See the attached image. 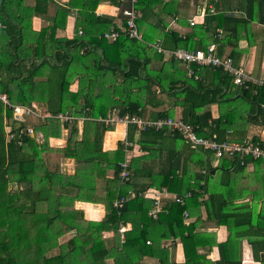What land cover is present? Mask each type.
Segmentation results:
<instances>
[{
  "label": "trees",
  "instance_id": "trees-1",
  "mask_svg": "<svg viewBox=\"0 0 264 264\" xmlns=\"http://www.w3.org/2000/svg\"><path fill=\"white\" fill-rule=\"evenodd\" d=\"M36 1L37 6L28 7L24 0H0V92L11 104L38 102L53 116L69 112L85 119L81 139L77 140L79 120L62 124L54 119L34 118L28 125L35 133H41L42 139L37 142L25 131V124L15 120L12 110L0 102V264H106L108 259L114 264H145L144 257L156 260L155 264H241L242 239L251 246L254 261L264 264V211L257 213L256 206L248 210L247 202H237L247 195L254 201L262 200L264 191L244 190L235 184L236 170L243 172L247 165L258 166L262 162L246 159L240 165L234 159L222 158L214 165L208 153L204 160L202 152L190 150L181 133L172 136L166 128L138 129L133 123L127 124L126 140L118 142L116 150L102 152L103 136L114 126L99 121L111 114L154 121L173 117L172 108L179 107L180 118L198 136L217 142L242 143L244 140L230 139L241 137L242 125L264 128V111L260 109L264 100L262 91L252 95L251 90L235 86L232 76L222 68L199 66L173 57L177 51L206 52L214 44L218 58L234 60L242 32L252 23L264 25V0H236L235 11L241 13L238 16L225 4L231 0H210L216 12L220 7L225 12L214 14L207 9L201 24L183 22L190 32L179 35L171 31L156 42L152 38L156 26L149 24V14L157 6L166 14L172 13L179 8L176 0L166 3L137 0L138 17L134 22L139 39L128 37L124 31L125 18L121 27L111 28V18L95 15L103 0H83L77 4L82 22L76 23V30L82 29L85 35L50 41L43 37L31 40L26 34L30 32V20L41 7L40 0ZM72 1L69 0V7L74 5ZM122 1L110 0L124 6L121 11L128 5ZM110 32L118 33L116 40L105 37ZM152 44H157L161 52L150 47ZM226 46L233 47L229 55H223ZM153 59L162 62L159 69L150 67ZM233 66L238 68L234 63ZM75 77L80 79L79 86L76 92H71L69 87ZM119 79L123 86L122 101L116 108L112 89ZM156 91L173 107L158 112L150 109L145 117L148 107L154 109L165 104L156 97ZM212 105L217 107L215 117L210 110ZM237 111L244 113L242 119L236 118ZM61 127L69 131L66 143L60 149H52L49 138L59 137ZM8 135L13 138L7 140ZM259 137L253 136L249 141L255 143ZM134 146L144 154L127 160L129 181L123 183L118 178L119 164L126 160L125 152ZM163 150L167 151L163 164L153 170L149 163ZM49 151L77 156V167L86 164L93 178L103 177L107 169L113 170V177L105 180L102 190L106 214L101 221H83L82 212L65 208L77 196H71L69 184L63 181L65 177L47 171L42 155ZM216 171L225 176L215 180ZM142 177L149 181L139 184ZM66 186L69 189L65 190ZM148 188H164L180 196L191 192L192 196L182 206L165 201L153 219L148 216L152 201L143 196ZM77 189L83 196L89 194L85 184ZM119 198L126 200L117 211L112 204ZM40 201L46 202L44 214L35 212V203ZM201 207L207 219L227 228L229 235L225 242L216 243L212 234L196 231L199 219L196 214ZM184 212L189 217L196 215V221L184 224ZM127 223L131 228L122 233L121 241L118 230ZM71 232L73 235L60 242ZM105 232H112V246H106ZM170 238L179 239L183 262H175L163 246ZM60 245H64L63 250ZM212 247L218 249L216 262L199 252Z\"/></svg>",
  "mask_w": 264,
  "mask_h": 264
},
{
  "label": "crops",
  "instance_id": "crops-1",
  "mask_svg": "<svg viewBox=\"0 0 264 264\" xmlns=\"http://www.w3.org/2000/svg\"><path fill=\"white\" fill-rule=\"evenodd\" d=\"M170 0H163V2H169ZM73 6L69 7V0H40V9L37 13H34L32 19L30 20V32H27L28 38L31 40H35L37 38L43 37L44 39L50 40H72L73 38H81L85 34L82 32V29L76 30V23L82 22V18L79 15V11L77 10V4L80 5L83 0H74ZM120 2H123L120 0ZM177 6L179 4V8H175V11L172 13L166 14L161 11L162 8L157 6L154 8L153 13L149 14V24L156 26V31L153 33L152 38L153 42H156L158 39L162 40L164 34L170 33L174 31L179 35H185L190 32V28L186 25H183V22H190V20H196V24L199 25L203 22V17L208 10H213L214 14L217 12L224 13V8L220 7L219 11H215L214 5L210 0H176ZM215 2V0H214ZM37 1L36 0H24L25 6L35 7ZM226 6L229 7L230 11H233L235 16L240 15L241 13L235 11L234 6L236 5V0L226 1ZM44 5V6H43ZM124 7V6H123ZM122 6H117L110 2V0H103L95 9V15L100 17H108L112 19V27L111 28H119L122 25L123 17L121 16ZM44 8V9H43ZM85 12V11H84ZM159 14L158 16L155 13ZM89 14V12L87 13ZM161 20V21H159ZM91 23V22H90ZM248 30H245L241 34V39L237 43V49L234 52L236 58H232L233 63L241 68H245V71L249 73L252 77L256 79H264V25L258 23H252ZM145 29V28H144ZM81 32V33H80ZM222 35V34H221ZM109 44V42H107ZM232 46H226L223 51V55H229ZM168 56L165 57V62L168 61ZM162 62H157L156 60H151L150 67L152 69H159ZM80 80V79H79ZM78 77H75L69 87L71 92H76L79 83ZM122 83L120 79L114 84L112 89L113 102L115 103L116 108L120 105L122 99ZM97 93V92H96ZM239 93V92H238ZM252 93V92H251ZM156 97L160 98L161 101H164L165 104L161 105L157 108H147L145 112V117L148 116L151 112L158 111H166L169 107H173L167 98L161 93L156 91ZM31 104H36L41 109L46 108V106L42 103L32 102ZM173 117L180 118L181 109L179 107H173ZM210 110L212 112V116H217V107L212 105L210 106ZM117 110L115 109V112ZM244 117V113L241 111H237L236 118L242 119ZM77 129V140L81 139L82 136V125L83 121H78ZM244 131H242L244 137H253L255 136H264V128L258 125L248 124L242 125ZM126 131L127 125L120 122L117 123L112 131L105 132L102 140V152H112L116 150L118 142H124L126 140ZM69 131L62 128L60 129V135L57 138L51 137L49 138V146L52 149H60L64 147L66 143V139L68 137ZM240 134L236 135L237 137H230L231 140H245L243 136ZM137 136H135V139ZM180 150H184L183 153L186 154V149L183 148ZM167 151L163 150L162 154L157 155L158 157L154 158L149 164L152 166L153 170H157L163 164V160ZM144 153L136 146L133 147L132 150H128L125 152V159L130 160L131 158H135L138 156H142ZM43 162L47 168V171L65 177L63 180L67 182L70 187L71 196L75 197L72 204H65V208L73 209L76 211L82 212L83 221L86 222H99L101 221L106 212L105 207L101 202L103 196V188L105 185V180H109L113 177V170L107 169L103 177H92V170L88 168L86 164L78 165L77 167V156L73 155H60L57 154L56 151H49L48 153H43L42 155ZM236 187L243 188L244 190H256L258 193H262L264 191V163H260V165L255 166L253 163L249 164L245 167L243 172H238L236 170ZM234 173V174H235ZM214 179H217V173H215ZM149 180L146 177H142L140 179L139 184H145ZM87 185L89 194L87 196H83L82 192H79L77 187L81 185ZM94 184V186H92ZM65 185V183L63 184ZM61 186V185H60ZM93 187L94 190L93 191ZM69 189L67 186L65 188ZM155 189V188H148ZM147 189V190H148ZM92 192H95L92 194ZM94 198V199H90ZM88 200V201H85ZM90 201V202H89ZM165 201H170L167 198L162 199L161 210L165 206ZM247 202V209H251L256 206L257 213L261 210L264 211V199L259 201H254L251 198V195H247L245 200H240L237 202ZM46 211V202L40 201L35 203V212L38 214H44ZM217 214V211L215 212ZM199 219H197V216ZM192 217L184 218V224H191L198 220L197 223V232H204L212 234L215 237L216 243H223L228 238L227 228L223 225H217L214 220L207 219V215L204 211V208L201 207L199 213ZM125 231H128L131 226L129 223L123 226ZM73 235V232L65 235L60 239V242L64 243L68 236ZM113 234L112 232H105L103 234V238L106 246L113 245ZM163 246L169 250L170 256L175 262H183V250L179 239L170 238L163 242ZM203 254H206L207 258L211 262H216L219 258V253L217 247H212L211 249H205L204 251L199 250ZM145 264H155L156 260L144 257L142 260ZM106 264H114L112 259L106 260ZM241 264H261L260 262L254 261L252 256V249L246 239H242L241 241Z\"/></svg>",
  "mask_w": 264,
  "mask_h": 264
},
{
  "label": "built area",
  "instance_id": "built-area-1",
  "mask_svg": "<svg viewBox=\"0 0 264 264\" xmlns=\"http://www.w3.org/2000/svg\"><path fill=\"white\" fill-rule=\"evenodd\" d=\"M128 5L121 11V16L126 20V27L124 31L127 32L129 38H140L135 25V19L138 17L135 11V4L137 0H124ZM213 13V10H210ZM196 20H191L190 24L193 25ZM220 34V32H218ZM106 38L114 41L118 37L117 32H110L105 34ZM150 47L161 52V49L157 44H152ZM216 46L211 44L206 52L195 51L194 53H188L186 51H177L173 57L180 59L186 63L194 62L199 66H211L213 68H222L225 72L232 76V82L235 86H241L244 90H251L252 95H256L257 92L262 91L264 93V79H256L252 77L249 73L243 70V68H235L231 58L220 59L215 55ZM188 67V66H187ZM189 68V67H188ZM192 73L189 71L188 75ZM0 102L1 104L12 110V114L15 120L25 124V131L30 137H34L37 142L42 139L40 132L35 133L31 125L26 124L27 118H37L41 121L46 119L58 120L62 124H71L72 122L79 120L83 121L85 118H80L69 112L59 113L57 116L49 114L44 109H41L36 104L30 105H19L11 104L4 93L0 92ZM260 109L264 111V100L260 103ZM99 121L104 122L106 125L115 126L117 123H133L138 129H144L145 127H152L155 130H161L166 128L170 134L173 136L175 132H179L184 137V141L190 150L202 152L204 155V160H207V153L212 155L210 157V162L216 164V162L222 158L234 159L240 165H244L246 159H252L255 161H262L264 163V136L259 137V140L255 143L251 142H234V141H222L217 142L215 140H210L198 136L193 127L185 122L181 118L166 117L154 121H148L141 119L139 117L119 118L115 114H111L106 119L99 118ZM12 135L7 136V140L12 139ZM126 146H131V143L125 142ZM118 178L121 182L125 183L129 181V162L124 160L119 164ZM204 172V171H203ZM143 196L152 201V208L148 212V216L155 219L157 214L161 211L162 199L167 198L170 201L175 202L179 205H184L185 200L192 196L191 192H188L182 196L169 193L166 189H148L145 191ZM124 198L116 199L112 206L114 209L119 211L123 204L125 203ZM201 199H199L200 201ZM187 213L184 212V218H187ZM119 233L121 234V241L123 240L122 233L125 231L123 226H120Z\"/></svg>",
  "mask_w": 264,
  "mask_h": 264
},
{
  "label": "rangeland",
  "instance_id": "rangeland-1",
  "mask_svg": "<svg viewBox=\"0 0 264 264\" xmlns=\"http://www.w3.org/2000/svg\"><path fill=\"white\" fill-rule=\"evenodd\" d=\"M244 71H245V68L243 69ZM35 120H34V118H27L26 119V122H27V124H32L33 122H34ZM248 137H246V139L248 140V141H246V140H244L242 143H244V142H250L249 140H251L252 139V137H250L249 135H247ZM251 136H255V135H251ZM208 156H210V157H212V155H208ZM219 162L220 161H218V162H216V164H219ZM260 162H262V161H260ZM263 163V162H262ZM192 169H194V170H197L198 168H196L195 166H192ZM216 173H217V177H218V179H220L221 180V178H223L225 175H224V173H222V175H220V172L219 171H216ZM60 244V243H59ZM64 245H60L59 246V248L61 249V250H63L64 249V247H63Z\"/></svg>",
  "mask_w": 264,
  "mask_h": 264
},
{
  "label": "water",
  "instance_id": "water-1",
  "mask_svg": "<svg viewBox=\"0 0 264 264\" xmlns=\"http://www.w3.org/2000/svg\"><path fill=\"white\" fill-rule=\"evenodd\" d=\"M212 173H214V171H212Z\"/></svg>",
  "mask_w": 264,
  "mask_h": 264
}]
</instances>
